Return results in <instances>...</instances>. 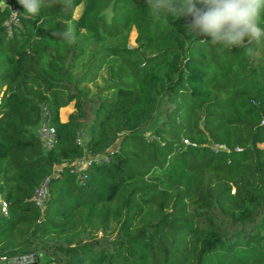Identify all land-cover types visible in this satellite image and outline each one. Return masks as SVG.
<instances>
[{
	"label": "trees",
	"instance_id": "obj_1",
	"mask_svg": "<svg viewBox=\"0 0 264 264\" xmlns=\"http://www.w3.org/2000/svg\"><path fill=\"white\" fill-rule=\"evenodd\" d=\"M36 3L0 0V263L264 264V36L211 44L147 0Z\"/></svg>",
	"mask_w": 264,
	"mask_h": 264
},
{
	"label": "clouds",
	"instance_id": "obj_2",
	"mask_svg": "<svg viewBox=\"0 0 264 264\" xmlns=\"http://www.w3.org/2000/svg\"><path fill=\"white\" fill-rule=\"evenodd\" d=\"M29 13H35L36 0H21ZM148 13L191 17L190 34H206L211 44L239 46L264 36L259 17L264 0H147ZM202 5V7H198Z\"/></svg>",
	"mask_w": 264,
	"mask_h": 264
},
{
	"label": "rangeland",
	"instance_id": "obj_3",
	"mask_svg": "<svg viewBox=\"0 0 264 264\" xmlns=\"http://www.w3.org/2000/svg\"><path fill=\"white\" fill-rule=\"evenodd\" d=\"M79 10H80V7H78V8L75 10V12H74V14H73V17H76V16H77ZM110 15H111V8H110V6H109V7H107V8L103 11V16H104L106 19H108V18L110 17ZM135 33H136V32H135L134 29H133V30L131 31V33H130L129 43H130L131 45H133V41H134V37H135ZM97 83H100V80H98ZM90 86H92V85H90ZM166 106H167V104H166V100H165V101H163V102L161 103L160 110L157 112L154 121H153L149 126H147L146 128L142 129V130L139 131V132H140V133H143V134H145V135H146V134H149V133L151 132V130H152L155 126H157V125L161 122V120L163 119L164 111H165ZM93 107H94V104H92V103H90L89 105L85 106L86 115L88 116V117L85 119V121H84L85 124H89V120H90V118L92 117ZM73 110H74L73 102H70L68 105H66L65 107H62V108L60 109L59 117H60L62 120H64V119H66L67 115H68L70 112H72ZM80 137H81V138H80L81 141H83V140L86 139V137H87V129H86V126H85V128H84L82 131H80ZM0 264H1V263H0ZM2 264H10V263L6 261V262H4V263H2Z\"/></svg>",
	"mask_w": 264,
	"mask_h": 264
},
{
	"label": "built area",
	"instance_id": "obj_4",
	"mask_svg": "<svg viewBox=\"0 0 264 264\" xmlns=\"http://www.w3.org/2000/svg\"><path fill=\"white\" fill-rule=\"evenodd\" d=\"M38 135L45 148H49L52 146V143L55 138V130L45 118H43L39 124ZM44 189H45V182L42 183V185L35 191L34 200L36 204H40L44 195ZM1 204H2V210H4L5 203L1 202ZM1 259L3 261L9 262L10 264H29L30 262H32V255L18 256V257H13L11 259H7V258H1Z\"/></svg>",
	"mask_w": 264,
	"mask_h": 264
},
{
	"label": "water",
	"instance_id": "obj_5",
	"mask_svg": "<svg viewBox=\"0 0 264 264\" xmlns=\"http://www.w3.org/2000/svg\"><path fill=\"white\" fill-rule=\"evenodd\" d=\"M37 260H38V256L33 254L32 255V262H30L29 264H34V262L37 261Z\"/></svg>",
	"mask_w": 264,
	"mask_h": 264
},
{
	"label": "crops",
	"instance_id": "obj_6",
	"mask_svg": "<svg viewBox=\"0 0 264 264\" xmlns=\"http://www.w3.org/2000/svg\"><path fill=\"white\" fill-rule=\"evenodd\" d=\"M59 112H60V110H59ZM59 118H60V117H59ZM60 120H61V121H65L66 119L62 120V119L60 118Z\"/></svg>",
	"mask_w": 264,
	"mask_h": 264
}]
</instances>
